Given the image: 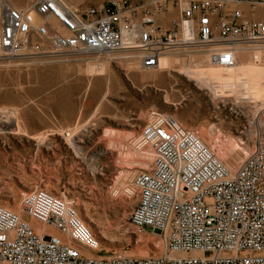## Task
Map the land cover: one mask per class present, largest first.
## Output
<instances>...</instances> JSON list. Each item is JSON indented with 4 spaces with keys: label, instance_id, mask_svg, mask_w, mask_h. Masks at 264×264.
Returning <instances> with one entry per match:
<instances>
[{
    "label": "built area",
    "instance_id": "built-area-1",
    "mask_svg": "<svg viewBox=\"0 0 264 264\" xmlns=\"http://www.w3.org/2000/svg\"><path fill=\"white\" fill-rule=\"evenodd\" d=\"M31 35L53 54L136 51L144 70L158 68L177 45L196 44L232 67L239 46L259 61L264 0H104L84 8L0 0V59L22 55ZM241 139L248 154L230 168L172 113L153 111L135 137L153 158L133 177L137 200L127 220L137 235L157 232L163 251L97 255L100 240L75 204L34 187L21 210L47 228L37 231L0 203V264H264V109Z\"/></svg>",
    "mask_w": 264,
    "mask_h": 264
},
{
    "label": "rangeland",
    "instance_id": "rangeland-1",
    "mask_svg": "<svg viewBox=\"0 0 264 264\" xmlns=\"http://www.w3.org/2000/svg\"><path fill=\"white\" fill-rule=\"evenodd\" d=\"M12 1L27 8L35 0ZM49 49L31 35L22 55L0 59V123L13 111L31 136L43 137L0 130V203L39 226L22 212L21 195L44 187L75 204L100 240L97 255L161 253L157 232L137 235L127 220L137 200L133 177L152 161L132 149L133 139L153 111L172 113L233 168L248 154L244 126L264 109V50L258 61L239 46L238 63L225 67L205 48L179 44L158 69L144 70L136 51ZM127 168L132 175L117 178Z\"/></svg>",
    "mask_w": 264,
    "mask_h": 264
},
{
    "label": "bare ground",
    "instance_id": "bare-ground-1",
    "mask_svg": "<svg viewBox=\"0 0 264 264\" xmlns=\"http://www.w3.org/2000/svg\"><path fill=\"white\" fill-rule=\"evenodd\" d=\"M196 44H191V45H189V46H191V47H194V48H198V49H200V47L199 46H195ZM170 52H165L162 56H161V58H160V64H161V61H162V59L164 58V57H167V56H170V55H168ZM258 56H259V54H258ZM259 58H260V56H259ZM254 59V58H253ZM177 60V59H176ZM159 67H160V65H159ZM158 67V68H159ZM157 68V69H158ZM185 70H187V69H185ZM192 73V72H191ZM204 75V74H203ZM200 82V81H199ZM198 82V83H199ZM203 83H205L204 81H203ZM202 83V84H203ZM6 111V110H5ZM4 111V112H5ZM8 112V111H7ZM6 115V114H5ZM8 115V114H7ZM12 126H13V128H12ZM4 128H9L10 129V131L11 132H13V133H21V134H24V135H29V136H31L24 128H22V126H21V124H20V122H19V120H18V118H17V115H16V113L15 112H13V111H10V114L8 115V116H6V119L4 120V122L3 123H0V130H2V129H4ZM195 132V131H194ZM196 133V132H195ZM69 135H70V133H68ZM197 134V133H196ZM197 136H198V134H197ZM31 137H33V138H36L37 140H38V142H40L41 143V141H42V139H43V137L41 136V135H32ZM199 137V136H198ZM202 141H203V139L201 138V137H199ZM134 141L133 142H135V138L133 139ZM43 142V141H42ZM204 143H205V141H203ZM123 144V143H122ZM206 144V143H205ZM121 145V144H120ZM208 145V144H207ZM127 147V146H126ZM131 147H132V149H134L137 153H139L141 156L140 157H142L145 161H151L152 160V158H153V154L151 153V151H150V149H148V148H144V149H138L137 147H136V145H134V143H132V145H131ZM210 148V147H209ZM211 149V148H210ZM212 150V149H211ZM121 154L122 155H130L131 154V151L132 150H129V151H124L123 149H122V146H121ZM134 151V152H135ZM213 151V150H212ZM213 153L218 157V155L213 151ZM219 158V157H218ZM220 159V158H219ZM221 160V159H220ZM149 165V163L147 164V165H144V166H142V168H147V166ZM141 168V169H142ZM136 171V170H135ZM139 171V170H138ZM134 171H132V170H130V169H124V170H122V172H121V175H120V177H117V178H121V179H125L126 177H129V176H131L132 175V173H133ZM117 180V179H116ZM130 192V191H129ZM24 193V192H23ZM24 195V194H23ZM23 195H21V199H22V196ZM66 201V200H65ZM81 216V215H80ZM83 219V218H82ZM85 220V219H84ZM30 222V221H29ZM40 224V223H39ZM47 227H44L43 225H39V226H35V229L37 230V231H39V232H42V231H44L45 229H46ZM125 255V254H124ZM149 255H151V253H140L139 255H136V257H140V256H149ZM127 256V255H126ZM132 256V255H131Z\"/></svg>",
    "mask_w": 264,
    "mask_h": 264
},
{
    "label": "crops",
    "instance_id": "crops-1",
    "mask_svg": "<svg viewBox=\"0 0 264 264\" xmlns=\"http://www.w3.org/2000/svg\"><path fill=\"white\" fill-rule=\"evenodd\" d=\"M74 6L84 8L87 6H99L104 0H68Z\"/></svg>",
    "mask_w": 264,
    "mask_h": 264
}]
</instances>
